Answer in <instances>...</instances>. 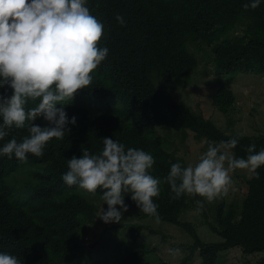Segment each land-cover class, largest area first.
I'll list each match as a JSON object with an SVG mask.
<instances>
[{
	"label": "trees",
	"instance_id": "1",
	"mask_svg": "<svg viewBox=\"0 0 264 264\" xmlns=\"http://www.w3.org/2000/svg\"><path fill=\"white\" fill-rule=\"evenodd\" d=\"M246 2L88 0L92 14L104 24L98 45L107 46L109 53L91 73V84L69 100L66 111L69 117L77 116V123L69 125L70 132L62 139L49 140L41 157L29 153L23 163L14 156L0 157V250L16 255L23 264H110L93 257L81 243L95 217L88 191L68 190L79 187H69L61 179L67 158L81 155L82 145L97 153L103 147L101 138L111 137L126 148L148 151L155 159L151 172L162 181L171 163L184 165L175 153L164 149L159 127L181 130L183 135L192 132L218 143L236 137L239 143L230 149L235 157H245L250 144L257 151L264 148V132L228 134L212 120L177 103L163 87L165 80L175 88L188 86L198 68V51L210 52L217 72L227 76L221 82L238 74L264 72V3L245 9ZM117 13L125 25L117 22ZM5 89L10 96L8 85L0 92ZM224 98L230 100L225 111L234 114L238 104L232 92ZM37 103L38 99H30L26 108ZM34 123L45 126L48 122L38 117ZM26 135L27 121L25 128H13L0 144ZM243 180L242 199L235 198L227 208L225 203L218 207L210 228L223 240L212 243L204 241L192 223L179 220L189 205V195L174 199L170 186L160 184V194L153 198L158 217L182 226L194 239L177 264H191L197 254L202 264H214L220 251L233 247L261 253L257 264H264V166ZM125 196L131 199L130 194ZM136 207L141 217L149 216ZM146 257L143 250H131L118 264H152Z\"/></svg>",
	"mask_w": 264,
	"mask_h": 264
},
{
	"label": "clouds",
	"instance_id": "2",
	"mask_svg": "<svg viewBox=\"0 0 264 264\" xmlns=\"http://www.w3.org/2000/svg\"><path fill=\"white\" fill-rule=\"evenodd\" d=\"M262 3L264 0H248L243 7L255 9ZM115 18L122 26L126 24L124 17L119 13ZM103 31L104 24L92 14L88 0H0V89H4L5 85L12 89L10 96L6 95V89L0 92V140L8 136L13 128H25L26 121L28 132V135L20 140L13 136L7 142L0 144V157L7 156L12 159L14 156L21 163L27 161L29 153L41 157L49 140L62 139L66 131H71L69 125L77 123V116L69 117L66 111L67 105L70 104L69 100H73L78 89L91 84V73L109 53L107 46L98 45ZM218 88L220 89L212 95L213 104L219 111L231 116L232 113L225 111L224 107L230 103V100L224 97L228 91H231L233 101H236L235 93L227 86ZM178 89L181 90L182 86ZM222 89H224L222 94L216 100V94ZM164 91L180 105H186L192 112L202 114L214 122L212 118L206 117L203 112L195 110L186 103L182 95L179 96L181 92L174 95L165 87ZM30 99H38V103L33 108H26ZM38 117H42L48 123L45 126L35 124L34 121ZM218 127L227 133L230 130L228 134L236 131L231 127ZM162 130L179 134L181 130L165 126L158 128V136L163 147L165 144H170V150L165 148L171 153L175 150L168 139L161 135ZM101 141L103 147L97 153L90 152L82 145V154L79 156L74 154L71 158H67V171L61 174V179L66 185L79 187L72 190L88 191L87 200L94 203L95 217L89 223L87 231L90 225L97 222L98 217L105 223L120 222L128 207L138 219L144 221L147 218L160 219L157 214L158 204L153 198L159 196L162 182L170 186L174 199L183 195H189V198L199 195L208 201H213L222 194L220 202L215 207L216 215L221 204L225 203L227 208L232 203H228L226 198L227 187L231 181L229 173L236 169L255 172L256 169L264 166V148L257 151L256 145L250 144L246 148L245 157H235L230 149L235 148L239 143L236 137L222 140L220 143L208 140L210 142L206 151L200 155L195 164L190 163L186 166L179 157L184 166L180 162L171 163L162 181L151 172L155 159L150 152L139 148H126L119 140L111 137H103ZM97 189L101 191L96 193ZM125 194H130L140 212L149 216L141 217L136 205ZM100 196L107 203V208L102 207L98 214L97 199ZM117 205L120 207L118 208ZM184 211L185 209L182 210L179 220L192 223L200 237L206 241L197 224L183 218ZM207 224L209 225L207 228L219 239L206 242L222 241L223 239L210 228L211 224L215 225V220ZM175 225L179 226L186 236V241L182 242L184 250L188 245L193 244L194 239L193 242H189L187 231L182 226ZM118 235L122 237L121 243L124 244L126 238ZM85 239L88 240L89 237L86 236ZM82 241L87 246L84 235ZM138 243H128L131 249L127 247V253L131 250H143L146 259L156 264L149 258L150 253L147 254L149 245L137 246ZM90 251L93 257L101 258L94 256L91 249ZM177 255L164 263H179L180 258ZM124 257L117 262L112 258V261L118 264ZM196 257H199L198 254L194 259ZM199 259L202 264L200 257ZM0 264H23V261L14 254L0 250Z\"/></svg>",
	"mask_w": 264,
	"mask_h": 264
},
{
	"label": "rangeland",
	"instance_id": "3",
	"mask_svg": "<svg viewBox=\"0 0 264 264\" xmlns=\"http://www.w3.org/2000/svg\"><path fill=\"white\" fill-rule=\"evenodd\" d=\"M205 48L211 51V47L206 46ZM197 53L198 68L194 70L192 78L186 83L187 87L179 90L169 85L166 80L163 86L168 91H172L174 95L181 92L179 96L182 95V99L186 103L195 110L203 112L206 117L212 118L220 127L233 126V130L247 134L264 132V73L238 74L233 80L221 82L220 78L224 74L217 72L215 61L210 56V52L198 51ZM219 86H227L235 93L238 110L231 116L219 111L213 104L212 95L220 89ZM161 135L168 139L175 150L172 152L178 154L177 156L183 159L186 166L190 163L195 164L200 155L206 151L210 142L197 137L192 132L181 136L178 132L162 130ZM165 147L171 149L170 144H165ZM168 149L166 150L170 152ZM229 174L231 181L226 192L228 203L235 198L242 199L243 179L244 177L248 179L251 172L247 169H236ZM221 196L222 194L215 200L208 201L199 195H193L188 199L189 205L183 213V218L197 224L206 241L219 239L207 228L209 226L207 223L215 220V207L220 202ZM97 203L99 214L102 207L107 208V203L103 201L102 196L97 199ZM117 207L120 206L117 205ZM118 234L126 238L124 244L121 243L122 237ZM86 236L89 237L88 240L85 239ZM187 237L189 242H193V238L188 232ZM84 241L94 256L106 259L109 263L111 262L110 264H114L112 258L117 262L124 257L128 251V243L135 244L137 242H139L137 246L140 244L149 245V258L154 263L166 264L164 262L171 260L175 254L181 258L182 242L186 241V236L179 226L168 221L159 218H147L145 221L138 219L133 210L128 207L120 222L105 223L98 217L97 222L90 225L89 230L84 234ZM81 243L84 246V242ZM218 254L215 264H257L262 256L261 253L246 254L239 247L227 249ZM191 264H201L199 257H196Z\"/></svg>",
	"mask_w": 264,
	"mask_h": 264
}]
</instances>
